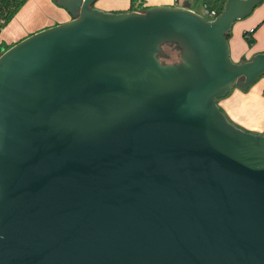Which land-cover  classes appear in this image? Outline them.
<instances>
[{
  "label": "water",
  "instance_id": "water-1",
  "mask_svg": "<svg viewBox=\"0 0 264 264\" xmlns=\"http://www.w3.org/2000/svg\"><path fill=\"white\" fill-rule=\"evenodd\" d=\"M95 1L0 50V264H264V134L217 105L264 76L228 44L263 0Z\"/></svg>",
  "mask_w": 264,
  "mask_h": 264
},
{
  "label": "crops",
  "instance_id": "crops-1",
  "mask_svg": "<svg viewBox=\"0 0 264 264\" xmlns=\"http://www.w3.org/2000/svg\"><path fill=\"white\" fill-rule=\"evenodd\" d=\"M186 1L192 10L202 15L205 12L204 6L218 14L225 3V0H142V3L145 7L179 6ZM97 3V9L120 12L129 10L130 0H98ZM69 19V13L58 6L56 0H27L1 29L0 50L4 45H12L31 33ZM251 29L253 43L249 44L244 33ZM228 44L230 57L237 63L264 52V0L248 16L233 22ZM217 105L234 125L246 131L264 134V76L246 90L233 88L225 97L217 100Z\"/></svg>",
  "mask_w": 264,
  "mask_h": 264
},
{
  "label": "trees",
  "instance_id": "trees-1",
  "mask_svg": "<svg viewBox=\"0 0 264 264\" xmlns=\"http://www.w3.org/2000/svg\"><path fill=\"white\" fill-rule=\"evenodd\" d=\"M26 1L27 0H0V31L13 18L16 12L24 5ZM138 1H140V4H137ZM146 8L147 7L143 5L142 0H130V11H134L137 9L143 11ZM252 32H250L249 37L247 36L248 31L244 33L245 37H247L249 41V44L253 43ZM10 46L11 45H4L3 47L4 49H7Z\"/></svg>",
  "mask_w": 264,
  "mask_h": 264
},
{
  "label": "rangeland",
  "instance_id": "rangeland-1",
  "mask_svg": "<svg viewBox=\"0 0 264 264\" xmlns=\"http://www.w3.org/2000/svg\"><path fill=\"white\" fill-rule=\"evenodd\" d=\"M98 0H96L94 3H93V7L96 8V5H99V3H97ZM202 12V11H201ZM206 17L209 18V15L206 14L205 12H202ZM161 54L159 56L160 60L162 62H165V63H170V62H175L178 60V49L175 47V45H172V44H165L162 46L161 48ZM229 122L232 123V121H230V119L228 117H226ZM234 124V123H232ZM238 127V126H237ZM240 128V127H239ZM242 129V128H241ZM244 130V129H243Z\"/></svg>",
  "mask_w": 264,
  "mask_h": 264
},
{
  "label": "built area",
  "instance_id": "built-area-1",
  "mask_svg": "<svg viewBox=\"0 0 264 264\" xmlns=\"http://www.w3.org/2000/svg\"><path fill=\"white\" fill-rule=\"evenodd\" d=\"M137 4H140V1H138ZM204 8H205V12H206L207 14H209L210 19L214 18V17L217 15V12H216V11H214V10H209L208 8H206V6H204ZM134 11H141V10L137 9V10H134ZM250 32H252V29H251L250 31H248V33H247V36H248V37L250 36Z\"/></svg>",
  "mask_w": 264,
  "mask_h": 264
}]
</instances>
